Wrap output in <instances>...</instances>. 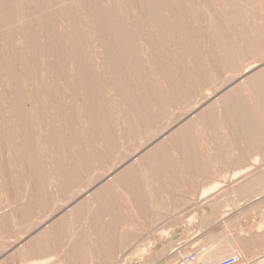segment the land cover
Here are the masks:
<instances>
[{"label": "rangeland", "instance_id": "1", "mask_svg": "<svg viewBox=\"0 0 264 264\" xmlns=\"http://www.w3.org/2000/svg\"><path fill=\"white\" fill-rule=\"evenodd\" d=\"M127 1L0 0V264H264V0Z\"/></svg>", "mask_w": 264, "mask_h": 264}, {"label": "bare ground", "instance_id": "2", "mask_svg": "<svg viewBox=\"0 0 264 264\" xmlns=\"http://www.w3.org/2000/svg\"><path fill=\"white\" fill-rule=\"evenodd\" d=\"M16 1V0H15ZM60 1V0H59ZM91 1V0H90ZM124 1V0H123ZM127 1V0H126ZM150 1H153V0H150ZM149 1V2H150ZM172 1V0H171ZM208 1V0H207ZM206 1V2H207ZM263 1V0H262ZM68 2V1H67ZM84 2V1H83ZM121 2V1H120ZM128 2V1H127ZM205 2V1H204ZM215 2V1H214ZM261 2V1H260ZM14 3V2H13ZM18 3V2H17ZM21 3V2H20ZM70 3V2H69ZM68 3V4H69ZM113 3H114V1H113ZM134 3V2H133ZM137 3H138V1H137ZM10 4V3H9ZM12 4V3H11ZM84 4V3H83ZM117 4V3H116ZM146 4V3H145ZM164 4H166V3H164ZM175 4V3H174ZM179 4V3H178ZM216 4V3H215ZM18 5V4H17ZM22 5V4H21ZM24 5V4H23ZM25 5H26V3H25ZM48 5V4H47ZM108 5V4H107ZM115 5V4H114ZM140 5V4H139ZM150 5H151V2H150ZM68 6V5H67ZM71 6H73L72 4H71ZM121 6V5H120ZM131 6H133V5H131ZM176 6V5H175ZM174 6V7H175ZM216 6V5H215ZM13 7V6H12ZM55 7V6H54ZM69 7V6H68ZM108 7V6H107ZM116 7H118V6H116ZM115 7V8H116ZM134 7V6H133ZM172 7V6H171ZM185 7V6H184ZM11 8V7H10ZM28 8V7H27ZM26 8V9H27ZM61 8V7H60ZM63 8H65V7H63ZM72 8V7H71ZM103 8V7H102ZM179 8V7H178ZM177 8V9H178ZM4 9V8H3ZM47 9V8H46ZM48 9H49V6H48ZM134 9V8H133ZM153 9V8H152ZM151 9V10H152ZM169 9V8H168ZM97 10V9H96ZM112 10V9H111ZM117 10H118V8H117ZM181 10V9H180ZM185 10V9H184ZM191 10V9H190ZM217 10V9H216ZM264 10V9H263ZM3 11V10H2ZM7 11H8V9H7ZM10 11H12V10H10ZM24 11V10H23ZM26 11V10H25ZM58 11V10H57ZM153 11V10H152ZM9 12V11H8ZM32 12V11H31ZM53 12V11H52ZM65 12V11H64ZM110 12V11H109ZM120 12H121V10H120ZM119 12V13H120ZM169 12V11H168ZM184 12V11H183ZM25 13H27V12H25ZM47 13V12H46ZM107 13V12H106ZM151 13V12H150ZM149 13V14H150ZM166 13V12H165ZM17 14L18 13H16V16H17ZM24 14V13H23ZM49 14V13H48ZM66 14V13H65ZM154 14V13H153ZM159 14V13H158ZM181 14V13H180ZM185 14V13H184ZM5 15H7V14H5ZM31 15V14H30ZM107 15H108V13H107ZM120 15V14H119ZM172 15H173V13H172ZM10 16V15H9ZM15 16V15H14ZM22 16V15H21ZM71 16H73V15H71ZM83 16V15H82ZM96 16V15H95ZM104 16V15H103ZM127 16V15H126ZM137 16V15H136ZM135 16V17H136ZM181 16V15H180ZM184 16V15H183ZM23 17V16H22ZM41 17V16H40ZM132 17V16H131ZM151 17V16H150ZM177 17V16H176ZM221 17V16H220ZM237 18H238V16H236ZM21 18V17H20ZM44 18V17H43ZM108 18V17H107ZM122 18V17H121ZM147 18V17H146ZM217 18V17H216ZM8 19V18H7ZM7 19H6V21H7ZM10 19H12V18H10ZM16 19V18H15ZM40 19V18H39ZM68 19H69V17H68ZM67 19V20H68ZM86 19V18H85ZM134 19V18H133ZM152 19V18H151ZM154 19V18H153ZM157 19V18H156ZM155 19V20H156ZM158 19H160V18H158ZM163 19V18H162ZM162 19H161V21H162ZM180 19V18H179ZM182 19V18H181ZM186 19V18H185ZM221 19V18H220ZM31 20H32V17H31ZM51 20V19H50ZM70 20V19H69ZM72 20V19H71ZM120 20V19H119ZM226 20V19H225ZM2 21V20H1ZM11 21V20H10ZM15 21V20H14ZM137 21V20H136ZM153 21V20H152ZM233 21V20H232ZM238 22H239V19L237 20ZM3 22V21H2ZM76 22H77V20H76ZM87 22V21H86ZM157 22V21H156ZM155 22V23H156ZM159 22V21H158ZM165 22V21H164ZM225 22V21H224ZM8 23V22H7ZM18 23V22H17ZM50 23V21H48V23L47 24H49ZM53 23V25H54V21L52 22ZM71 23V22H70ZM79 23V22H78ZM88 23V22H87ZM122 23V22H121ZM138 23V22H137ZM166 23V22H165ZM184 23V22H183ZM189 23H191V22H189ZM232 23V22H231ZM3 24V23H2ZM15 24V23H14ZM22 23H20V25H21ZM37 24V23H36ZM73 24V23H72ZM97 24H98V22H97ZM159 24V23H158ZM162 24V23H161ZM213 24V23H212ZM233 24H234V22H233ZM238 24V23H237ZM50 25V24H49ZM122 25H126V24H122ZM152 25H154V24H151V26ZM156 25V24H155ZM235 25V24H234ZM8 26V25H7ZM12 26V25H11ZM30 26V25H29ZM35 26V25H34ZM70 26V25H69ZM75 26V25H74ZM80 26V25H79ZM82 26V25H81ZM111 25H109V27H110ZM114 26V25H113ZM121 26V25H120ZM127 26V25H126ZM164 26V25H163ZM162 26V27H163ZM174 26V25H173ZM180 26V25H179ZM178 26V27H179ZM183 26V25H182ZM156 27V26H155ZM161 27V26H160ZM172 27V26H171ZM185 27V26H184ZM192 27V26H191ZM195 27V26H194ZM224 27V26H223ZM14 28H15V26H14ZM20 28V27H19ZM30 28H32V27H30ZM49 28H51V27H49ZM54 28V27H53ZM72 28V27H71ZM70 28V29H71ZM75 28V27H74ZM82 28V27H81ZM118 28V27H117ZM124 28V27H123ZM126 28H128V26L126 27ZM173 28V27H172ZM171 28V29H172ZM186 28V27H185ZM188 28V27H187ZM193 28V27H192ZM219 28V27H218ZM232 28H233V26H232ZM28 29V28H27ZM34 29V28H33ZM38 29V28H37ZM86 29V28H85ZM112 29V28H111ZM168 29V28H167ZM213 29V28H212ZM225 29V28H224ZM228 29V28H227ZM4 30V29H3ZM14 30V29H13ZM38 30H40V29H38ZM42 30V29H41ZM83 30V29H82ZM106 30H108V29H106ZM119 30V29H118ZM139 30V29H138ZM153 30V29H152ZM151 30V31H152ZM162 30V29H161ZM182 30H184V29H182ZM217 30V29H216ZM219 30V29H218ZM217 30V31H218ZM5 31V30H4ZM11 31V30H10ZM54 31H56V30H54ZM60 31V30H59ZM80 31V30H79ZM86 31H88V30H86ZM158 31V30H157ZM173 31V30H172ZM178 31H179V29H178ZM194 31V30H193ZM211 31V30H210ZM228 31V30H227ZM230 31V30H229ZM32 33H34V31H31ZM51 32H52V29H51ZM83 32V31H82ZM105 32V31H104ZM137 32V31H136ZM135 32V33H136ZM161 32V31H160ZM180 32V31H179ZM188 32V31H187ZM190 32V31H189ZM20 33H21V31H20ZM42 33V32H41ZM53 33V32H52ZM55 33V32H54ZM53 33V34H54ZM71 33V32H70ZM100 33V32H99ZM167 33V32H166ZM196 33V32H195ZM198 33H200V32H198ZM220 33V32H219ZM231 33V32H230ZM51 34V33H50ZM133 34V33H132ZM140 34V33H139ZM170 34V33H169ZM172 34V33H171ZM179 33H177V35H178ZM185 34V33H184ZM192 34V33H191ZM217 34V33H216ZM226 34V33H225ZM229 34V33H228ZM36 35V34H35ZM52 35V34H51ZM129 35V34H128ZM143 35V34H142ZM159 35H161V34H159ZM210 35V34H209ZM220 35V34H219ZM27 36V35H26ZM38 36V35H37ZM67 36V35H66ZM87 36V35H86ZM134 36V35H133ZM179 36V35H178ZM177 36V37H178ZM215 36V35H214ZM232 36V35H231ZM3 37V36H2ZM6 37V36H5ZM24 37V36H23ZM56 37V36H55ZM101 37V36H100ZM138 37V36H137ZM144 37V36H143ZM157 37H159V36H157ZM166 37V36H165ZM175 37V36H174ZM187 37V36H186ZM201 37V36H200ZM199 37V38H200ZM212 37V36H211ZM217 37V36H216ZM226 37H227V35H226ZM21 38H22V36H21ZM32 38V37H31ZM43 38V37H42ZM41 38V39H42ZM56 38H58V37H56ZM102 38V37H101ZM114 38V37H113ZM185 38V37H184ZM189 38V37H188ZM199 38H197V39H199ZM205 38V37H204ZM213 38V37H212ZM228 38V37H227ZM243 38V37H242ZM245 38V37H244ZM34 39V38H33ZM159 39V38H158ZM161 39V38H160ZM159 39V40H160ZM168 39V38H167ZM178 39V38H177ZM190 39V38H189ZM202 39H203V37H202ZM221 39V38H220ZM230 39V38H229ZM233 39V38H232ZM35 40H36V38H35ZM34 40V41H35ZM165 40V39H164ZM169 40V39H168ZM185 40V39H184ZM208 40V39H207ZM218 40V39H217ZM236 40V39H235ZM2 41V40H1ZM43 41H45V40H43ZM59 41V40H58ZM67 41H68V39H67ZM76 41V40H75ZM81 41V40H80ZM127 41V40H126ZM135 41V40H134ZM138 41V40H137ZM136 41V42H137ZM153 41V40H152ZM167 41V40H166ZM212 41V40H211ZM227 41V40H226ZM225 41V42H226ZM232 41V40H231ZM238 41V40H237ZM245 41V40H244ZM19 42V41H18ZM20 42H21V40H20ZM33 42V41H32ZM66 42V41H65ZM70 42V41H69ZM77 42H78V40H77ZM83 42V41H82ZM88 42V41H87ZM115 42V41H114ZM162 42V41H161ZM196 42V41H195ZM221 42V41H220ZM233 42V41H232ZM239 42V41H238ZM237 42V43H238ZM7 43V42H6ZM11 43V42H10ZM22 43V42H21ZM39 43H40V41H39ZM75 43V42H74ZM122 43V42H121ZM240 43V42H239ZM250 43V42H249ZM248 43V44H249ZM27 44V43H26ZM49 44V43H48ZM53 44V43H52ZM63 44V43H62ZM69 44V43H68ZM91 44V43H90ZM118 44V43H117ZM226 44V43H225ZM1 45V44H0ZM5 45V44H4ZM7 45V44H6ZM10 45V44H9ZM15 45V44H14ZM20 45V44H19ZM25 45V44H24ZM32 45V44H31ZM66 45V44H65ZM163 45H164V43H163ZM171 45V44H170ZM173 45V44H172ZM205 45V44H204ZM218 45V44H217ZM224 45V44H223ZM233 45V44H232ZM239 45V44H238ZM237 45V46H238ZM30 46V45H29ZM35 46H36V44H35ZM118 46V45H117ZM169 46V45H168ZM178 46V45H177ZM10 47V46H9ZM37 47V46H36ZM48 47V46H47ZM92 47V46H91ZM4 48V47H3ZM60 48V47H59ZM79 48V47H78ZM86 48V47H85ZM98 48V47H97ZM135 48V47H134ZM169 48V47H168ZM177 48V47H176ZM202 48V47H201ZM224 48H226V47H224ZM228 48V47H227ZM118 49V48H117ZM137 49V48H136ZM170 49V48H169ZM233 49V48H232ZM238 49V48H237ZM5 50H7V49H4V51ZM14 50H15V48H14ZM18 50V49H17ZM62 50V49H61ZM132 50V49H131ZM139 50V49H138ZM178 50V49H177ZM181 50V49H180ZM210 50V49H209ZM222 50V49H221ZM230 50H231V48H230ZM31 51V50H30ZM71 51V50H70ZM89 51V50H88ZM183 51V50H182ZM197 51V50H196ZM228 51V50H227ZM23 52V51H22ZM68 52V51H67ZM90 52V51H89ZM134 52V51H133ZM180 52V51H179ZM217 52V51H216ZM238 52V51H237ZM19 53V52H18ZM37 53H38V51H37ZM61 53V52H60ZM65 53V52H64ZM99 53V52H98ZM123 53V52H122ZM121 53V54H122ZM128 53V52H127ZM140 53V52H139ZM138 53V54H139ZM166 53V52H165ZM178 53V52H177ZM176 53V54H177ZM187 53V52H186ZM239 53H241V52H239ZM2 54V53H1ZM0 54V55H1ZM6 54V53H5ZM21 54H23V53H21ZM40 54V53H39ZM43 54V53H42ZM71 54H73V53H71ZM84 54V53H83ZM112 54V53H111ZM130 54V53H129ZM131 54H132V52H131ZM131 54H130V57H131ZM198 54V53H197ZM219 54H220V52H219ZM223 54V53H222ZM19 55V54H18ZM33 55V54H32ZM37 55V54H36ZM65 55V54H64ZM136 55V54H135ZM180 55V54H179ZM201 55V54H200ZM218 55V54H217ZM231 55V54H230ZM3 56V55H2ZM7 56H9L8 55V53H7ZM14 56V55H13ZM40 56V55H39ZM123 56V55H122ZM127 56V55H126ZM142 56V55H141ZM153 56V55H152ZM203 56V55H202ZM209 56V55H208ZM246 56V55H245ZM4 57H6L5 55H4ZM21 56H19V58H20ZM24 57V56H23ZM22 57V58H23ZM38 57V56H37ZM51 57V56H50ZM63 57V56H62ZM78 57V56H77ZM102 57V56H101ZM115 57V56H114ZM118 57V56H117ZM154 57V56H153ZM205 57V56H204ZM219 57V56H218ZM226 57V56H225ZM242 57V56H241ZM14 58V57H13ZM40 58V57H39ZM46 58V57H45ZM53 58V57H52ZM66 58V57H65ZM73 58V57H72ZM81 58V57H80ZM167 58H168V56H167ZM177 58V57H176ZM233 58H234V56H233ZM236 58H237V56H236ZM240 58V57H239ZM7 59V58H6ZM26 59V58H25ZM48 59V58H47ZM74 59V58H73ZM91 59H92V57H91ZM95 59V58H94ZM116 59V58H115ZM125 59V58H124ZM138 59V58H137ZM221 59V58H220ZM224 59V58H223ZM235 59V58H234ZM39 60V59H38ZM41 60V59H40ZM44 60V59H43ZM50 60H51V58H50ZM127 60V59H126ZM130 60V59H129ZM133 60V59H132ZM188 60V59H187ZM228 60V59H227ZM238 60V59H237ZM6 61V60H5ZM9 61H11V60H9ZM8 61V62H9ZM42 61V60H41ZM106 61V60H105ZM136 61H138V60H136ZM179 61V60H178ZM221 61V60H220ZM233 61V60H232ZM1 62V61H0ZM26 62V61H25ZM76 62V61H75ZM89 62V61H88ZM92 62V61H91ZM94 62V61H93ZM129 62V61H128ZM224 62V61H223ZM68 63V62H67ZM106 63V62H105ZM131 63V62H130ZM134 63H135V61H134ZM189 63V62H188ZM232 63V62H231ZM234 63H235V61H234ZM12 64V63H11ZM20 64H23V63H20ZM41 64V63H40ZM45 64V63H44ZM76 64H78V63H76ZM95 64V63H94ZM127 64V63H126ZM168 64V63H167ZM7 65V64H6ZM64 65V64H63ZM70 65H71V63H70ZM79 65V64H78ZM81 65V64H80ZM83 65V64H82ZM91 65V64H90ZM89 65V66H90ZM106 65V64H105ZM138 65V64H137ZM166 65V64H165ZM222 65V64H221ZM228 65V64H227ZM9 66V65H8ZM26 66V65H25ZM33 66V65H32ZM111 66V65H110ZM142 66V65H141ZM154 66V65H153ZM180 66H181V64H180ZM187 66V65H186ZM192 66H194L193 64H192ZM198 66V65H197ZM7 67V66H6ZM19 67V66H18ZM59 67V66H58ZM79 67H81V66H79ZM83 67V66H82ZM98 67V66H97ZM101 67V66H100ZM140 67V66H139ZM138 67V68H139ZM170 67V66H169ZM8 68V67H7ZM12 68H14V67H12ZM23 68V67H22ZM28 68V67H27ZM73 68V67H72ZM90 68V67H89ZM127 68V67H126ZM186 68V67H185ZM19 69V68H18ZM24 69V68H23ZM83 69V68H82ZM82 69H80V70H82ZM183 69V68H182ZM200 69V68H199ZM207 69H208V67H207ZM41 70V69H40ZM63 70V69H62ZM85 70V69H84ZM110 70V69H109ZM120 70V69H119ZM136 70V69H135ZM190 70V69H189ZM209 70V69H208ZM208 70H207V72H208ZM55 71V70H54ZM150 71H152V70H150ZM195 71V70H194ZM197 71V70H196ZM2 72V71H1ZM34 72V71H33ZM100 72V71H99ZM167 72V71H166ZM4 73V72H3ZM26 73V72H25ZM28 73V72H27ZM31 73V72H30ZM36 73V72H35ZM45 73V72H44ZM44 73H42V74H44ZM65 73V72H64ZM83 73V72H82ZM160 73V72H159ZM194 73V72H193ZM212 73V72H211ZM46 74V73H45ZM84 74V73H83ZM131 74V73H130ZM135 74V73H134ZM5 75V74H4ZM8 75V74H7ZM12 75V74H11ZM36 75V74H35ZM40 76H41V74H39ZM82 75V74H81ZM85 75V74H84ZM149 75V74H148ZM153 75V74H152ZM16 76H18V73H17V75ZM22 76V75H21ZM43 76V75H42ZM89 76H91V75H89ZM134 76H136V75H134ZM143 76V75H142ZM145 76V75H144ZM155 76V75H154ZM209 76V75H208ZM9 77H11V76H9ZM24 77V76H23ZM92 77V76H91ZM102 77V76H101ZM151 77V76H150ZM42 78V77H41ZM40 78V79H41ZM44 78V77H43ZM87 78V77H86ZM95 78V77H94ZM99 78V77H98ZM134 78V77H133ZM143 78V77H142ZM155 78V77H154ZM162 78V77H161ZM182 78V77H181ZM200 78V77H199ZM261 78V77H260ZM13 79V78H12ZM18 79V78H17ZM48 79V78H47ZM84 79V78H83ZM89 79H91V78H89ZM96 79V78H95ZM94 79V80H95ZM120 79V78H119ZM148 79V78H147ZM158 79V78H157ZM190 79V78H189ZM202 79V78H201ZM8 80V79H7ZM140 80V79H139ZM138 80V81H139ZM168 80V79H167ZM192 80H194V79H192ZM196 80V79H195ZM261 80V79H260ZM2 81H3V79H2ZM15 81V80H14ZM30 81V80H29ZM32 81V80H31ZM42 81V80H41ZM44 81V80H43ZM54 81V80H53ZM76 81V80H75ZM75 81H74V83H75ZM83 81V80H82ZM106 81V80H105ZM145 81V80H144ZM147 81V80H146ZM145 81V82H146ZM157 81V80H156ZM159 81V80H158ZM198 81V80H197ZM7 82H9V80L7 81ZM13 82V81H12ZM50 82V81H49ZM87 82V81H86ZM90 82V81H89ZM101 82V81H100ZM120 82V81H119ZM140 82V81H139ZM185 82V81H184ZM17 82H15V84H16ZM25 83V82H24ZM107 83V82H106ZM148 83H149V81H148ZM193 83V82H192ZM23 84V83H22ZM21 84V85H22ZM76 84V83H75ZM80 84V83H79ZM100 84V83H99ZM121 84V83H120ZM138 84V83H137ZM157 84V83H156ZM182 84V83H181ZM256 84V83H255ZM6 85V84H5ZM11 85V84H10ZM13 85V84H12ZM20 85V84H19ZM25 85V84H24ZM35 85V84H34ZM86 85H88V84H86ZM139 85V84H138ZM145 85V84H144ZM148 85V84H147ZM146 85V86H147ZM151 85V84H150ZM153 85V84H152ZM173 85V84H172ZM76 86V85H75ZM79 86V85H78ZM85 86V85H84ZM90 86V85H89ZM108 86H110V85H108ZM193 86V85H192ZM194 86H196V85H194ZM248 86V85H247ZM246 86V87H247ZM6 87V86H5ZM22 87V86H21ZM92 87V86H91ZM138 87V86H137ZM176 87V86H175ZM199 87V86H198ZM17 88V87H16ZM38 88V87H37ZM44 88V87H43ZM144 88V87H143ZM195 88V87H194ZM244 88V87H243ZM242 88V89H243ZM36 89V88H35ZM79 89V88H78ZM89 89H90V87H89ZM179 89V88H178ZM181 89V88H180ZM24 90V89H23ZM45 90V89H44ZM73 90H74V88H73ZM98 90V89H97ZM173 90V89H172ZM260 90V89H259ZM71 91V90H70ZM77 91V90H76ZM123 91V90H122ZM157 91V90H156ZM245 91V90H244ZM7 92V91H6ZM46 92V91H45ZM78 92V91H77ZM77 92H76V94H77ZM143 92V91H142ZM149 92V91H148ZM17 93V92H16ZM42 93H43V91H42ZM172 93V92H171ZM35 94V93H34ZM48 94H49V92H48ZM165 94V93H164ZM175 94V93H174ZM179 94V93H178ZM16 95V94H15ZM15 95H14V97H15ZM18 95V94H17ZM41 95V94H40ZM47 95V94H46ZM86 95H88V94H86ZM92 95V94H91ZM120 95V94H119ZM144 95V94H143ZM176 95V94H175ZM257 95V94H256ZM6 96H7V94H6ZM10 96H12V95H10ZM161 96V95H160ZM55 97V96H54ZM92 97V96H91ZM94 97V96H93ZM117 97V96H116ZM125 97V96H124ZM148 97V96H147ZM157 97V96H156ZM158 97H159V95H158ZM178 97V96H177ZM17 98V97H16ZM19 98V97H18ZM79 98V97H78ZM88 98V97H87ZM105 98V97H104ZM103 98V99H104ZM139 98V97H138ZM145 98V97H144ZM143 98V99H144ZM162 98V97H161ZM184 98V97H183ZM19 99H21V97L19 98ZM42 99V98H41ZM93 99V98H92ZM102 99V100H103ZM122 99V98H121ZM38 100V99H37ZM82 100V99H81ZM80 100V101H81ZM90 100V99H89ZM94 100V99H93ZM134 100V99H133ZM145 100V99H144ZM177 100V99H176ZM2 101V100H1ZM14 101V100H13ZM57 101V100H56ZM75 101V100H74ZM122 101V100H121ZM166 101V100H165ZM173 101V100H172ZM24 102V101H23ZM38 102V101H37ZM84 102V101H83ZM95 102V101H94ZM143 102V101H142ZM164 102V101H163ZM10 103V102H9ZM47 103V102H46ZM64 103V102H63ZM137 103V102H136ZM162 103V102H161ZM1 104H2V102H1ZM0 104V105H1ZM13 104V103H12ZM17 104V103H16ZM24 104V103H23ZM39 104V103H38ZM43 104V103H42ZM99 104V103H98ZM148 104V103H147ZM224 104V103H223ZM51 105V104H50ZM49 105V106H50ZM57 105H59V104H57ZM69 105V104H68ZM78 105V104H77ZM83 105V104H82ZM104 105V104H103ZM119 105V104H118ZM126 105V104H125ZM128 105V104H127ZM156 105V104H155ZM13 106V105H12ZM15 106V105H14ZM23 106V105H22ZM44 106V105H43ZM46 106H48L47 104H46ZM76 106V105H75ZM165 106V105H164ZM222 106V105H221ZM40 107V106H39ZM89 107V106H88ZM98 107V106H97ZM152 107V106H151ZM166 107V106H165ZM2 108V107H1ZM101 108H102V106H101ZM135 108V107H134ZM6 109V108H5ZM10 109V108H9ZM45 109V108H44ZM85 109V108H84ZM92 109V108H91ZM95 109V108H94ZM127 109V108H126ZM149 109V108H148ZM151 109V108H150ZM246 109V108H245ZM23 110V109H22ZM21 110V111H22ZM54 110V109H53ZM76 110V109H75ZM87 109H85V111H86ZM4 111V110H3ZM18 111H20V110H18ZM20 111V112H21ZM80 111V110H79ZM82 111V110H81ZM107 111V110H106ZM16 112V111H15ZM24 112V111H23ZM88 112V111H87ZM99 112V111H98ZM152 112V111H151ZM150 112V113H151ZM4 113V112H3ZM10 113V112H9ZM17 113V112H16ZM46 113V112H45ZM89 113V112H88ZM109 113V112H108ZM107 113V114H108ZM126 113V112H125ZM13 114V113H12ZM19 114V113H18ZM25 114H27V113H25ZM24 114V115H25ZM79 114H81V113H79ZM98 114V113H97ZM96 114V115H97ZM110 114V113H109ZM144 114V113H143ZM1 115H2V113H1ZM30 115V114H29ZM52 115V114H51ZM60 115V114H59ZM63 115V114H62ZM89 115V114H88ZM132 115V114H131ZM18 116V115H17ZM27 116V115H26ZM39 116V115H38ZM79 116V115H78ZM141 116V115H140ZM1 117H3V116H1ZM23 117V116H22ZM50 117V116H49ZM56 117H57V115H56ZM69 117V116H68ZM94 119H95V117H94V115L92 116ZM102 117H104L103 115H102ZM5 118V117H4ZM8 118V117H7ZM12 118V117H11ZM27 118V117H26ZM39 118V117H38ZM97 118V117H96ZM131 118V117H130ZM140 118V117H139ZM13 119V118H12ZM16 119V118H15ZM69 119V118H68ZM67 119V120H68ZM90 119H91V117H90ZM150 119V118H149ZM3 120V119H2ZM19 120H21V119H19ZM42 120V119H41ZM51 120V119H50ZM61 120V119H60ZM97 120V119H96ZM104 120V119H103ZM147 120V119H146ZM26 121H28V119H26ZM36 121V120H35ZM66 121V120H65ZM70 121V120H69ZM89 121H91V120H89ZM99 121H101V120H99ZM108 121V120H107ZM109 121H110V119H109ZM133 121V120H132ZM199 121V120H198ZM48 122V121H47ZM55 122V121H54ZM58 122H61V121H58ZM112 122V121H111ZM110 122V123H111ZM145 122V121H144ZM12 123V122H11ZM22 123V122H21ZM32 123V122H31ZM37 123V122H36ZM53 123V122H52ZM87 123V122H86ZM90 123H92V122H90ZM95 124H96V122H94ZM8 124V123H7ZM23 124V123H22ZM51 124V123H50ZM55 124V123H54ZM79 124V123H78ZM100 124V123H99ZM106 124V123H105ZM130 124V123H129ZM20 125V124H19ZM25 125V124H24ZM48 125V124H47ZM53 125V124H52ZM56 125V124H55ZM59 125H61V124H59ZM64 125V124H63ZM90 126H91V124H89ZM112 125V124H111ZM18 126V125H17ZM33 126V125H32ZM81 126V125H80ZM96 126V125H95ZM94 126V127H95ZM98 126V125H97ZM96 126V127H97ZM101 126H102V124H101ZM36 127V126H35ZM67 127V126H66ZM82 127V126H81ZM91 127H93V125L91 126ZM137 127V126H136ZM26 128V127H25ZM32 128V127H31ZM59 128V127H58ZM69 128H72V127H69ZM101 128V127H100ZM20 129V128H19ZM61 128H59V130H60ZM97 129V128H96ZM103 129V128H102ZM23 130V129H22ZM26 130V129H25ZM24 130V131H25ZM36 130V129H35ZM46 130V129H45ZM105 130V129H104ZM13 131V130H12ZM28 131V130H27ZM38 131V130H37ZM88 131V130H87ZM99 131V130H98ZM106 131V130H105ZM104 131V132H105ZM1 132H3V131H1ZM55 132H57V131H55ZM61 132V131H60ZM82 132V131H81ZM100 132H103V131H100ZM14 133V132H13ZM29 133V132H28ZM69 133H70V131H69ZM50 134H51V132H50ZM65 134V133H64ZM4 135H5V132H4ZM15 135V134H14ZM36 135V134H35ZM40 135V134H39ZM58 135V134H57ZM94 135V134H93ZM100 135H101V133H100ZM103 135V134H102ZM2 136V135H1ZM0 136V137H1ZM20 136V135H19ZM22 136V135H21ZM24 136V135H23ZM52 136V135H51ZM50 136V137H51ZM56 136V135H55ZM104 136H105V133H104ZM114 136V135H113ZM15 137V136H14ZM74 137V136H73ZM16 138V137H15ZM21 138V137H20ZM25 138V137H24ZM53 138V137H52ZM109 138V137H108ZM26 139V138H25ZM59 139V138H58ZM106 139V138H105ZM41 140V139H40ZM75 140V139H74ZM102 140V139H101ZM183 140V139H182ZM3 141V140H2ZM7 141V140H6ZM17 141V140H16ZM27 141V140H26ZM54 141V140H53ZM9 142V141H8ZM24 142V141H23ZM32 142V141H31ZM30 142V143H31ZM52 142V141H51ZM57 142H59V141H57ZM106 142H107V140H106ZM28 143V142H27ZM64 142H62V144H63ZM19 144V143H18ZM48 144V143H47ZM61 144V143H60ZM193 145V144H192ZM4 146V145H3ZM56 146H57V144H56ZM59 146V145H58ZM64 145H62V147H63ZM187 146V145H186ZM9 147V146H8ZM7 147V148H8ZM33 146H31V148L30 149H34V148H32ZM46 147V146H45ZM17 148V146L15 147V149ZM39 148V147H38ZM49 148V147H48ZM18 149V148H17ZM27 149H28V147H27ZM191 149V148H190ZM156 150H157V152L159 151L157 148H156ZM161 150H163V149H161ZM184 150V149H183ZM7 151V150H6ZM24 151V150H23ZM29 151V150H28ZM40 151V150H39ZM51 151V150H50ZM155 151V150H154ZM1 152V151H0ZM32 152V151H31ZM61 152V151H60ZM156 152V151H155ZM190 152V151H189ZM198 152V151H197ZM21 153V152H20ZM19 154V153H18ZM28 154V153H27ZM31 154V153H30ZM33 154V153H32ZM165 154V153H164ZM185 154V153H184ZM187 154V153H186ZM17 155V154H16ZM26 155V154H25ZM44 155V154H43ZM3 156H4V154H3ZM36 156V155H35ZM54 156V155H53ZM60 156V155H59ZM201 157V156H200ZM3 158V157H2ZM168 158V157H167ZM204 158H206V156L204 157ZM37 159V158H36ZM46 159V158H45ZM187 159V158H186ZM3 160V159H2ZM28 160V159H27ZM162 160V159H161ZM16 161V160H15ZM33 161V160H32ZM50 161H52V160H50ZM163 161V160H162ZM27 162V161H26ZM26 162H25V164H26ZM49 162V161H48ZM16 163V162H15ZM22 163V162H21ZM29 163V162H28ZM47 164H49V163H47ZM62 164V163H61ZM205 164V163H204ZM6 165L8 166V164L6 163ZM5 165V166H6ZM10 165V164H9ZM30 165V164H29ZM14 166V165H13ZM32 166V165H31ZM31 166H30V168H31ZM41 166V165H40ZM156 166V165H155ZM164 166H165V164H164ZM168 166V165H167ZM201 166V165H200ZM206 166V165H205ZM16 167V166H15ZM33 167V166H32ZM1 168V167H0ZM2 168H3V166H2ZM20 168V167H19ZM29 168V167H28ZM35 168V167H34ZM37 168V167H36ZM55 168V167H54ZM33 169V168H32ZM40 169V168H39ZM45 169V168H44ZM22 170V169H21ZM27 170V169H26ZM46 170V169H45ZM6 171V170H5ZM4 171V172H5ZM35 171V170H34ZM33 171V172H34ZM29 172V171H28ZM31 172V171H30ZM50 172V171H49ZM130 172V171H129ZM239 172V171H238ZM238 172H236V173H238ZM6 173H7V171H6ZM9 173V172H8ZM40 173V172H39ZM31 174V173H30ZM53 174V173H52ZM159 174V173H158ZM4 175V174H3ZM33 175V174H32ZM5 176V175H4ZM52 176V175H51ZM5 178V177H4ZM3 179V178H2ZM6 180H8V179H6ZM13 180V179H12ZM130 180V179H129ZM118 181H119V179H118ZM3 181H1V183H2ZM11 182V181H10ZM14 183H16V182H14ZM44 183H45V181H44ZM8 184V183H7ZM13 184V183H12ZM10 185V184H9ZM6 189H7V187H6ZM148 217V216H147ZM15 222V221H14ZM47 240V239H46ZM27 249H29L28 247H27ZM29 251V250H28ZM54 253V252H53ZM30 255V254H29Z\"/></svg>", "mask_w": 264, "mask_h": 264}, {"label": "built area", "instance_id": "3", "mask_svg": "<svg viewBox=\"0 0 264 264\" xmlns=\"http://www.w3.org/2000/svg\"><path fill=\"white\" fill-rule=\"evenodd\" d=\"M235 261H236L235 258H230V259H227L226 261H224V263H222V264H232V263H234Z\"/></svg>", "mask_w": 264, "mask_h": 264}]
</instances>
